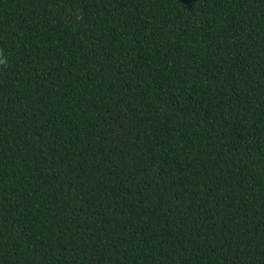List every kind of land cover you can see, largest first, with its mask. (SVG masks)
<instances>
[{"label": "trees", "instance_id": "1", "mask_svg": "<svg viewBox=\"0 0 264 264\" xmlns=\"http://www.w3.org/2000/svg\"><path fill=\"white\" fill-rule=\"evenodd\" d=\"M0 264H264V0H0Z\"/></svg>", "mask_w": 264, "mask_h": 264}]
</instances>
